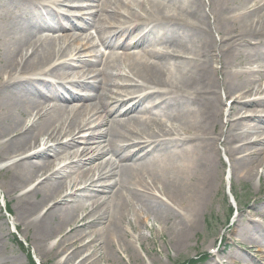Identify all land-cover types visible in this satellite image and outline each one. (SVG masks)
Listing matches in <instances>:
<instances>
[{
    "label": "bare ground",
    "instance_id": "1",
    "mask_svg": "<svg viewBox=\"0 0 264 264\" xmlns=\"http://www.w3.org/2000/svg\"><path fill=\"white\" fill-rule=\"evenodd\" d=\"M74 1L77 23L61 7ZM218 143L233 175L264 176V0H0L1 188L52 264H130L149 221L178 248L214 190Z\"/></svg>",
    "mask_w": 264,
    "mask_h": 264
},
{
    "label": "rangeland",
    "instance_id": "2",
    "mask_svg": "<svg viewBox=\"0 0 264 264\" xmlns=\"http://www.w3.org/2000/svg\"><path fill=\"white\" fill-rule=\"evenodd\" d=\"M71 4L72 9L67 5H62L61 7L64 10H74L73 12L76 14L72 15V17L70 15V17L74 23H77L83 11L76 6L78 5L76 1ZM96 10H98L96 17L100 13H103L99 11L98 6ZM67 30H64V32ZM94 30L95 23L88 25L83 32L76 29L72 33L85 36V34L90 32L95 35ZM108 31L102 29L99 31V36L105 39L104 37ZM95 40L99 42V37L97 38L96 36ZM97 50L105 51L106 54L108 52L105 47H101L100 45L97 46ZM85 51L89 52V50ZM89 54L87 52L83 53L76 62L79 76L85 75V69L81 66L89 60ZM91 60L90 58L89 61ZM97 67L99 68L100 66L97 64ZM89 81H92V79H89ZM77 83L81 84L82 80H78ZM78 84L76 85V89L72 90V93L76 97H81L84 95L85 89L83 90ZM68 90L71 92V86L70 88L68 87ZM88 94L91 96L87 101L98 106L96 94L92 92H88ZM135 96H128L126 98H133ZM116 99H120V97ZM228 106V104L225 106V112ZM106 117L111 119L109 115ZM219 144L217 145L218 164L216 166V184L203 206L197 230L190 233L188 238L178 248H173L169 244V236L165 231L166 228L163 229L162 233H157L151 229L152 221L147 222V226L141 225L139 231L134 236L131 235L132 237H137L139 242L133 248L130 259L132 263L130 264H139L141 260L148 262V258L152 259V264H229L230 258L227 259V257L230 253H233L236 259L239 258L238 264H264V235L259 236L255 230H249L248 228L249 225L252 227L257 226L252 221L255 217H258L262 221V224L259 225L264 228V176H255L248 179L240 175H233L230 170L229 155L225 148ZM8 163L9 161H4L0 163V167ZM5 177L0 172V225H2L1 232L3 233V245L0 252L6 264H52L59 260L61 255L55 257L52 254L46 256L40 254L33 245V232L20 230L18 227L15 221L16 195L9 196L1 188ZM77 187H82V185L79 184ZM81 189L79 188L75 192L81 193ZM162 198L168 203L165 197ZM52 203L53 199H50L45 205L50 206ZM234 222H236L235 226ZM236 227L238 230L244 229L251 232V234H255L256 243L252 244L249 241L238 240L239 238L235 236ZM51 241H55V239ZM247 242L249 243L247 244ZM115 245L117 247L116 242Z\"/></svg>",
    "mask_w": 264,
    "mask_h": 264
}]
</instances>
